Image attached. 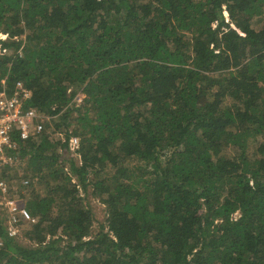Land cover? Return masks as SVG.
<instances>
[{"label": "trees", "instance_id": "1", "mask_svg": "<svg viewBox=\"0 0 264 264\" xmlns=\"http://www.w3.org/2000/svg\"><path fill=\"white\" fill-rule=\"evenodd\" d=\"M3 81L54 119L14 134L0 264H264V0H0Z\"/></svg>", "mask_w": 264, "mask_h": 264}, {"label": "built area", "instance_id": "2", "mask_svg": "<svg viewBox=\"0 0 264 264\" xmlns=\"http://www.w3.org/2000/svg\"><path fill=\"white\" fill-rule=\"evenodd\" d=\"M3 90L0 92V205L7 210L4 215V226L9 235L17 238L20 234V223L27 217L18 192H11V188L1 175L9 166L15 164L12 152L17 149L14 141L15 132L20 133L22 140L43 132L45 123L49 122L47 115L36 109L28 108L30 93L18 84L13 92H9L3 81ZM70 151L79 156L80 140L72 137L69 141ZM27 186L29 181H24ZM15 191V190H14ZM2 242L0 241V247Z\"/></svg>", "mask_w": 264, "mask_h": 264}, {"label": "rangeland", "instance_id": "3", "mask_svg": "<svg viewBox=\"0 0 264 264\" xmlns=\"http://www.w3.org/2000/svg\"><path fill=\"white\" fill-rule=\"evenodd\" d=\"M226 15V14H225ZM227 16V18H228V15H226ZM84 98V96L83 95H81V96H79V97H77V99H75V101L78 103V104H81V102H82V99ZM49 117V122H52V120L54 119V118H52L51 116H48ZM60 134V135H59ZM59 134L58 135H56L55 137L56 138H63L64 139V134L63 133H60L59 132ZM71 156L73 157V158H75L76 160H77V162H79L80 160H79V156L78 155H75V154H73L72 152H71ZM132 166L133 167H135V166H137V163L135 162V161H133L132 162ZM132 167V168H133ZM135 180H138V178L136 179V178H133V181H135ZM37 189H38V191L41 193V194H43V195H45V193H46V190H45V186H43V185H41V186H37ZM81 194H82V197L85 199L84 201H85V203H87L88 205H89V207L91 208V210H92V212H93V215H94V217H95V221H94V224H93V228H92V234H96V233H98V231H100V227L101 226H104V225H106V220H107V211H106V207H105V205L104 204H102L99 200H97V199H95V198H92V196L91 195H89V196H86V194H84V192L83 191H81ZM84 203V202H83ZM3 212H4V208L0 205V214L2 215L3 214ZM2 217L4 218V219H6V217L4 216V215H2ZM23 222L24 223H28L29 222V219L28 218H25L24 220H23ZM26 229H29V228H26V226L24 227V231H22L21 229H20V234H19V236L16 238V240L20 243V244H22V245H25V246H28L30 243H29V241L26 239V237H25V232H26Z\"/></svg>", "mask_w": 264, "mask_h": 264}]
</instances>
